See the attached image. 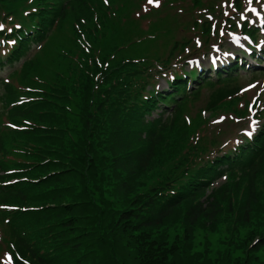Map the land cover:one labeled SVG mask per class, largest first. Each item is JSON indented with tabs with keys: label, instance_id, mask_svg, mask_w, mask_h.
Listing matches in <instances>:
<instances>
[{
	"label": "trees",
	"instance_id": "1",
	"mask_svg": "<svg viewBox=\"0 0 264 264\" xmlns=\"http://www.w3.org/2000/svg\"><path fill=\"white\" fill-rule=\"evenodd\" d=\"M159 4L0 0V264H264V124L192 144L186 105L210 87L206 112L238 107L237 65L159 89L175 12L203 2Z\"/></svg>",
	"mask_w": 264,
	"mask_h": 264
},
{
	"label": "rangeland",
	"instance_id": "2",
	"mask_svg": "<svg viewBox=\"0 0 264 264\" xmlns=\"http://www.w3.org/2000/svg\"><path fill=\"white\" fill-rule=\"evenodd\" d=\"M233 1L234 0H201V2H203V7H201L200 5L197 8H193L196 11L195 15L197 16L203 15V17L201 18L202 21L203 20L212 21V23L214 24L213 26L214 34L211 37L210 45L207 47L205 51L204 49L202 51H199L198 52L199 54H196L195 56L194 55L190 56V58L186 60L187 62L185 61V63H183L182 67L185 66L184 67L185 70L190 71L192 68L195 69V68H204V67H206L208 70L209 69L208 67H214L219 65L221 66L223 64H225L226 66L227 61L229 62L231 61V58L242 54V51L244 52L243 47L247 43H249V40L243 37L239 31L240 24L243 21H246L251 26L254 27L257 26L258 28H260L258 33L259 39L257 43L258 45H260V47L264 46V28H262V25L264 26V0H251L250 3L249 0H241L240 4L242 10L232 15L235 10ZM251 9H255L256 11L252 12ZM171 12L174 13L175 11L172 10ZM177 13H178L177 19H172L174 25H175V21H177V23L180 22L179 24L180 28H187V29L178 30L176 34L177 36L176 40H180L181 38H188V39L195 38L196 40V42H194L195 45H191L190 47L192 48H195L196 46L200 47V45L203 43L204 40H206V38L205 37L202 38L200 36L202 38L201 40V38L194 35L197 30L193 31V29L191 28L190 26L191 17L185 15L184 10H178ZM225 13H227V15H225ZM241 13L244 16V19L242 20L240 19ZM228 18H230L231 21H228ZM220 32H224L225 35L221 36ZM228 33H232V36H228ZM167 40L173 46L174 43L173 40L171 39H167ZM198 40H201V42H199V45H197ZM161 41H166V40L162 39ZM213 43L217 45L216 51H212L211 49V45ZM161 46L162 43L159 44L160 48ZM36 51L38 50H33V52ZM159 51L161 55H164L166 53L164 49H161ZM180 59L181 58H179V60ZM190 60L192 61L191 64L189 63ZM174 62L175 61H173L172 63L173 68L169 69L167 73L176 69L177 66H175ZM180 62H184V61L181 60ZM163 72H165V70L162 71V73ZM7 76L8 73L2 74L3 78H7ZM252 80L253 79L250 76V74H247L244 75V78L242 80H240V84L241 86H245V85L248 86L250 85V82ZM12 81L14 85L18 87L17 83L15 82L16 80L14 78L12 79ZM162 83L163 82H161L159 86H162ZM253 88H255L256 90H251L240 98L241 102L239 103V107L234 105H230V106L225 105L220 107L218 110L212 112H206L205 110L208 106V102L210 101L214 92V90L211 89L210 87L204 89L202 91L201 96L197 100H194L193 102H189L186 105V108L184 109L182 119L186 120L191 126H193L192 129H190L191 133L192 132L194 133V141L192 142V144L195 145V143L196 144L200 143L202 140H207V141L217 140L218 142L215 149L216 150L226 149L228 145L231 144L230 146H232L236 143V141L238 142L241 141L242 138L241 135H244V132L247 129V126L250 123V121L252 120L256 121V124L253 127L255 130H258L257 128L261 122V117L252 119L249 113L248 115L245 114V117H241L238 114L239 110L245 112V110L248 109V106L251 103V101L253 99L255 100L259 98V95L264 93V77L260 78L255 84V86L250 87L249 89H253ZM153 116L157 117V113H154ZM220 117H225V119L221 120ZM213 121H216V123H213ZM1 127L3 130H5L4 132L7 133L8 130L6 131V128L2 125V123H1ZM1 132L3 131L0 130V134ZM224 182L225 180L219 181L217 182V185H221ZM2 248L4 251L5 247L2 246Z\"/></svg>",
	"mask_w": 264,
	"mask_h": 264
},
{
	"label": "snow or ice",
	"instance_id": "3",
	"mask_svg": "<svg viewBox=\"0 0 264 264\" xmlns=\"http://www.w3.org/2000/svg\"><path fill=\"white\" fill-rule=\"evenodd\" d=\"M250 2H251V0H249V3H250ZM105 3H107V0H105ZM146 3H147L148 5H156L157 7L159 6V0H146ZM251 11H252V12H255L256 10H255V9H251ZM225 15H227V13H225ZM240 19H241V20L244 19V16H243L242 13H241V15H240ZM15 27L18 28V27H20V25L17 24V25H15ZM4 28H5L4 24L0 23V30H3ZM7 30H8L9 32L12 31L11 28H9V29H7ZM220 35H221V36H224L225 34H224V32H220ZM228 36H232V33H228ZM13 43H14V41L11 40V39L4 40V41H0V44H13ZM197 45H199V41H197ZM257 47H259V45H257ZM211 49H212V51H216V50H217V45H216L215 43H213V44L211 45ZM186 51H187V50H186ZM189 63L191 64L192 61L190 60ZM250 87H251V85H250ZM220 119L223 120V119H225V117H220ZM213 123H216V121H213ZM255 124H256V121H254V120L250 121V123H249L248 126H247V129H246L245 132H244V134H245L246 136L251 137V136L253 135V132L255 131V129H254L253 126H254ZM236 143H238V141H236ZM0 207H7V206H6V205H0ZM5 259L8 260V261H9V264H10L12 257H10L7 253H5ZM24 264H28V262L25 261Z\"/></svg>",
	"mask_w": 264,
	"mask_h": 264
}]
</instances>
